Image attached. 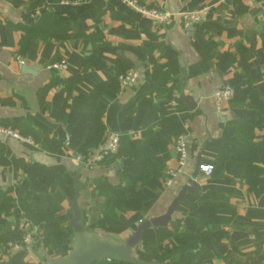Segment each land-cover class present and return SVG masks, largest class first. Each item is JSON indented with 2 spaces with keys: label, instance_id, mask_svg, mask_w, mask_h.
Masks as SVG:
<instances>
[{
  "label": "crops",
  "instance_id": "0c3cea01",
  "mask_svg": "<svg viewBox=\"0 0 264 264\" xmlns=\"http://www.w3.org/2000/svg\"><path fill=\"white\" fill-rule=\"evenodd\" d=\"M139 1L171 12L172 21L159 24L123 0H0V122L26 121L65 143L52 153L38 144L0 134L7 157L64 165L72 177L79 176L82 224L89 232L117 242H124L139 224L165 214L192 178L197 187L180 200L170 223L145 230L133 255L145 264H169L168 257L178 250L191 262L197 261L198 251H209L213 257L203 264H264V193L249 190L242 162L226 154L221 162L220 154L223 148L242 146L235 122L253 113L259 124L251 136L255 141L264 140V0ZM44 6L49 7L47 15L34 18L33 11ZM203 7L208 8L203 20L185 26L182 14ZM28 35L32 37L23 42ZM95 46L107 58L136 71L138 78L133 84H119V88L110 87L100 95L107 107L103 118L107 137L92 155L98 156L118 136L122 156L89 169L76 156L88 154L90 129L85 125L76 133L77 127L87 110L89 94L100 83H114L116 69L110 63L88 69L70 95L64 81L79 72ZM151 56L170 72V82L162 93L146 94L131 107L139 89L151 82ZM63 61L66 68L52 67ZM51 84L43 106L40 95ZM224 86L233 89L226 117L217 112L213 98ZM184 96L193 98L194 107L183 100ZM253 98L259 106L252 104ZM154 121L159 147L154 159L162 166V174L143 188L147 199L140 209H118L119 225L95 227L105 215V198L95 189L94 181L106 179L122 187L123 172H138L140 162L134 156L141 151ZM179 134L185 135L189 145L182 168L174 144ZM198 162L214 165V173L206 176L197 171ZM169 170L177 172L171 185H167ZM0 188L10 189L16 199L33 192L37 206L54 201L60 207L57 221L65 225L64 234L47 247L40 228L26 226L25 211L20 207L1 214L0 231L20 229L29 233L31 240L20 249L13 244L0 247V264H12L19 253L24 254L27 264H46L70 253L75 242L69 224L73 212L60 188L29 178L20 168L3 166ZM209 193L212 195L205 202ZM112 261L121 262L114 257Z\"/></svg>",
  "mask_w": 264,
  "mask_h": 264
},
{
  "label": "trees",
  "instance_id": "16d2710c",
  "mask_svg": "<svg viewBox=\"0 0 264 264\" xmlns=\"http://www.w3.org/2000/svg\"><path fill=\"white\" fill-rule=\"evenodd\" d=\"M47 11L42 12L40 17L47 15ZM56 18V17H55ZM62 23L63 19H57ZM87 39L94 40L92 36L84 35ZM31 35L25 36L23 42L31 38ZM111 64L116 69V78L114 83H100L95 86L88 97V106L83 114L76 133L88 125L90 132L86 141L88 154L93 156L92 151L101 145L107 137V126L104 122V115L107 107L100 101V95L110 87L119 88V76L129 69L121 63H117L110 58H107L101 50L95 46L92 53L83 61L81 69L74 76L64 81L68 95L74 86L80 83L83 79V74L92 67H107ZM152 65L151 82L146 87L139 89L130 106L134 105L139 99L149 93L160 94L169 84L171 74L162 66L156 58L150 57ZM53 84L45 87L40 95L41 105L44 103V95ZM252 104L259 106L260 103L252 99ZM157 121H154L147 130L146 141L140 152L134 156L140 162V169L136 173L123 172V186L115 187L106 179H96L94 181L95 189L100 195L105 198L103 209L105 215L96 222L95 227H111L117 226L120 220L116 214V210L133 211L140 209L147 199V195L143 188L152 184V179L162 174V166L159 165L154 157L159 153V147L156 143L158 132L154 131ZM259 124L256 114H251L247 119L235 122L236 135L242 141V146L238 148H223L220 152L221 162L226 155L232 156L235 161L243 163V179L248 185L249 190L254 191L257 195L264 193V140L255 141L251 136V131ZM0 126L10 128L17 131L20 135L30 138L34 144H38L49 152L56 153L59 149L65 146L61 140L52 139L44 135L41 131L34 128L31 124L24 121L19 124H11L6 121L0 122ZM122 156L121 139L119 142V150L117 154L106 157L103 161L119 158ZM133 156V155H132ZM0 166L20 168L24 173L33 179H41L44 183L52 184L60 188L68 197H73L75 193V183L69 170L64 165L48 166L39 162L29 163L23 158L10 159L6 154V144L0 142ZM215 171V168H214ZM214 173V172H213ZM212 193L206 194L205 202ZM35 194L28 192L23 197L16 199L11 195V190L4 191L0 188V215L7 213L15 207H20L25 211V219L31 225H36L40 228L45 245L49 247L58 236L64 234L65 225L57 221V214L60 210L58 204L54 201L46 206H37L34 201ZM223 197L222 195H214ZM207 222V221H205ZM25 232L20 229L8 231H0V247L8 244L19 242ZM112 257V256H111ZM213 257L209 251H198L197 261L191 262L184 251L178 250L173 252L168 259L169 264H203L206 259ZM113 258V257H112ZM12 264H27L24 261V254L19 253L16 260ZM94 264H114L108 262L107 259L98 261ZM120 264H130L120 262Z\"/></svg>",
  "mask_w": 264,
  "mask_h": 264
},
{
  "label": "built area",
  "instance_id": "2783aa9c",
  "mask_svg": "<svg viewBox=\"0 0 264 264\" xmlns=\"http://www.w3.org/2000/svg\"><path fill=\"white\" fill-rule=\"evenodd\" d=\"M126 2L129 6H131L133 9L138 11L139 13L146 15L153 19L155 22L163 25L169 24L173 19V14L171 12L165 11L158 7H147L145 5H142L139 0H123ZM250 1H257V0H250ZM45 10H49V7L44 6L43 8H38L33 11L32 16L34 18H38L42 15V12ZM208 8L203 7L200 10L192 11V12H186L182 14L181 18L184 22L185 26H192L194 24L199 23L203 20V18L207 14ZM52 67L54 68H66V62L56 63ZM138 78V74L136 71L128 70L127 72L121 74L119 76V81L122 86H126L129 84H133L136 82ZM233 97V89L230 86H224L222 88L217 89L214 94V103L215 108L217 112L223 116L226 117L229 114V109L227 107V104L230 102V100ZM0 134L6 135V136H12L20 141H23L27 144H33V141L30 138L23 137L20 135L17 131H14L7 127L0 126ZM119 142L120 138L118 136L112 138L110 141V144L106 150H104L102 153H100L98 156H76V160L85 168H94L99 162H102L106 157L117 154L119 150ZM175 151L177 154V161L178 165L182 168L186 165L188 155H189V145L186 140V137L184 134H179L176 136L175 141ZM214 165H206L201 164L199 167V171L206 176H211L214 172ZM167 185H171L173 182V179L177 176V172L173 170L167 171ZM26 226L30 227L31 224L28 220L25 221ZM31 240V235L29 233H25L23 238L19 242L13 243L14 248L20 249L23 245L29 243ZM108 262L112 261V257L108 256L106 257Z\"/></svg>",
  "mask_w": 264,
  "mask_h": 264
},
{
  "label": "water",
  "instance_id": "95a60500",
  "mask_svg": "<svg viewBox=\"0 0 264 264\" xmlns=\"http://www.w3.org/2000/svg\"><path fill=\"white\" fill-rule=\"evenodd\" d=\"M183 100L190 107H194L195 102L192 97L184 96ZM200 165L201 162H198L197 171H199ZM73 181L76 186L75 193L73 197H67V199L73 212V218L69 221V224L74 231L75 242L72 250L67 256L51 259L46 264H94L98 261L104 260L108 256H112L122 262L130 264H145L133 255V250L140 243L143 232L152 227L167 226L170 223L180 200L187 194V192H193L197 187L196 182L190 178L189 184L182 188L165 214L139 224L135 232L128 236L124 242H117L110 238H103L97 233L89 232L82 224V215L78 204V199L81 193L79 176L73 177ZM151 264L165 263L153 262Z\"/></svg>",
  "mask_w": 264,
  "mask_h": 264
}]
</instances>
